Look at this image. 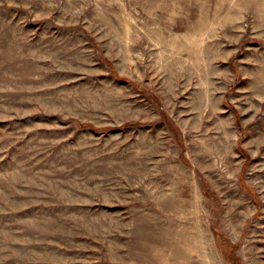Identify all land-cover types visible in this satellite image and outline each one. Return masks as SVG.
I'll use <instances>...</instances> for the list:
<instances>
[{"label":"rangeland","instance_id":"374dc122","mask_svg":"<svg viewBox=\"0 0 264 264\" xmlns=\"http://www.w3.org/2000/svg\"><path fill=\"white\" fill-rule=\"evenodd\" d=\"M0 264H264V0H0Z\"/></svg>","mask_w":264,"mask_h":264},{"label":"bare ground","instance_id":"6f19581e","mask_svg":"<svg viewBox=\"0 0 264 264\" xmlns=\"http://www.w3.org/2000/svg\"><path fill=\"white\" fill-rule=\"evenodd\" d=\"M199 32V31H198ZM201 34V33H200ZM230 140V139H229ZM170 258V257H169ZM167 260H169V259H167ZM171 262H172V260H171Z\"/></svg>","mask_w":264,"mask_h":264}]
</instances>
